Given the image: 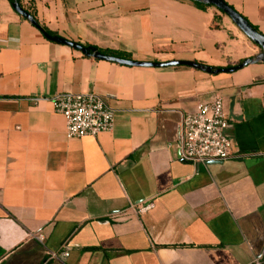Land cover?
<instances>
[{"label":"crops","instance_id":"1","mask_svg":"<svg viewBox=\"0 0 264 264\" xmlns=\"http://www.w3.org/2000/svg\"><path fill=\"white\" fill-rule=\"evenodd\" d=\"M19 1L55 36L127 60L224 69L260 53L194 0ZM224 1L264 35V0ZM87 92L114 109L113 128L68 139L52 99ZM215 96L238 157L180 160L182 115ZM263 261L264 62L208 73L99 60L0 0V264Z\"/></svg>","mask_w":264,"mask_h":264},{"label":"built area","instance_id":"2","mask_svg":"<svg viewBox=\"0 0 264 264\" xmlns=\"http://www.w3.org/2000/svg\"><path fill=\"white\" fill-rule=\"evenodd\" d=\"M52 103L54 111L64 118V133L68 139L94 137L113 128L114 109L96 93H58ZM230 126L221 97L198 104L193 112L181 117L177 142L179 159L199 165L238 157L230 152L231 143L226 133ZM147 208L146 205L139 211ZM37 239L42 242L43 236L38 234ZM52 256L66 257L68 252L57 251Z\"/></svg>","mask_w":264,"mask_h":264},{"label":"water","instance_id":"3","mask_svg":"<svg viewBox=\"0 0 264 264\" xmlns=\"http://www.w3.org/2000/svg\"><path fill=\"white\" fill-rule=\"evenodd\" d=\"M196 1L209 4L222 11L244 33V35H246L254 44L258 45L261 48V52L252 58H247L243 60L242 62H240L235 66L224 69H212L211 67L204 66L193 61H183V60H173L164 63H153V62H140V61L121 59L116 56L103 54L92 47H85L79 43H75L61 37L49 35L42 27H40L38 22L19 5V3L16 0L12 2V7L20 16H22L24 19H27L32 25L38 28L47 40L54 43L67 45L75 50L80 51L82 54L92 56L93 58L99 60L112 61L120 64L138 66V67H166V66L186 65L192 68L206 71L208 73L234 72L248 64H252L256 62H264V35L259 33L256 29H254L242 15L237 13L224 0H196Z\"/></svg>","mask_w":264,"mask_h":264},{"label":"trees","instance_id":"4","mask_svg":"<svg viewBox=\"0 0 264 264\" xmlns=\"http://www.w3.org/2000/svg\"><path fill=\"white\" fill-rule=\"evenodd\" d=\"M11 3L14 1V0H9ZM18 3H19V5L25 10V11H27L34 19H35V15H34V13H33V11H31V10H29L28 8H26V7H23V5L20 3V1L19 0H16ZM195 1V3H197L198 5H206V6H211V5H209V4H205V3H202V2H199V1H196V0H194ZM220 13H222L223 14V12L222 11H220L219 9H217ZM254 29H256L254 26H252ZM44 30L49 34V35H52V36H55L52 32H50V31H48L46 28H44ZM257 30V29H256ZM258 46V45H257ZM92 48H94V47H92ZM101 53H103V54H111V55H113V56H116V57H120L121 59H128V57L124 54H120V53H108V52H105V51H101V50H99ZM261 264H264V261L261 263Z\"/></svg>","mask_w":264,"mask_h":264},{"label":"rangeland","instance_id":"5","mask_svg":"<svg viewBox=\"0 0 264 264\" xmlns=\"http://www.w3.org/2000/svg\"><path fill=\"white\" fill-rule=\"evenodd\" d=\"M258 48H259V50H260V52H261V48L258 46Z\"/></svg>","mask_w":264,"mask_h":264}]
</instances>
